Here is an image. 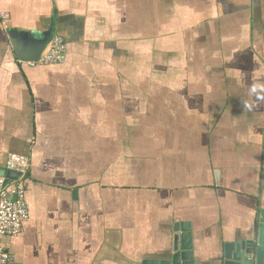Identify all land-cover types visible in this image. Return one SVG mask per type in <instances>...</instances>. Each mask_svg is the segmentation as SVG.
Here are the masks:
<instances>
[{
    "label": "crops",
    "instance_id": "obj_1",
    "mask_svg": "<svg viewBox=\"0 0 264 264\" xmlns=\"http://www.w3.org/2000/svg\"><path fill=\"white\" fill-rule=\"evenodd\" d=\"M0 169L30 157L10 264H220L264 209V0H0ZM54 36L58 65L30 66Z\"/></svg>",
    "mask_w": 264,
    "mask_h": 264
},
{
    "label": "built area",
    "instance_id": "obj_2",
    "mask_svg": "<svg viewBox=\"0 0 264 264\" xmlns=\"http://www.w3.org/2000/svg\"><path fill=\"white\" fill-rule=\"evenodd\" d=\"M5 14L0 18L4 21ZM66 44L58 36L50 39L38 60L28 62L30 66L58 65L65 59ZM31 159L25 155L8 154L4 171L16 174L15 179L0 177V264H10L11 256L1 245L3 238L17 237L28 220V206L25 199L26 179Z\"/></svg>",
    "mask_w": 264,
    "mask_h": 264
},
{
    "label": "water",
    "instance_id": "obj_3",
    "mask_svg": "<svg viewBox=\"0 0 264 264\" xmlns=\"http://www.w3.org/2000/svg\"><path fill=\"white\" fill-rule=\"evenodd\" d=\"M0 177L15 179L16 174L0 169ZM171 246L141 262L131 264H194L190 245V233L185 226L175 225ZM220 264H264V209L257 215V223L251 239L239 243H225Z\"/></svg>",
    "mask_w": 264,
    "mask_h": 264
}]
</instances>
